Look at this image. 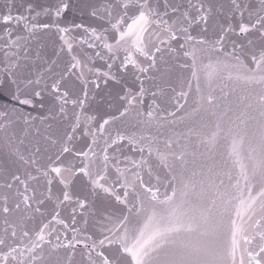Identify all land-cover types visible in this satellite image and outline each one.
I'll list each match as a JSON object with an SVG mask.
<instances>
[{"label": "snow or ice", "instance_id": "6c2138e0", "mask_svg": "<svg viewBox=\"0 0 264 264\" xmlns=\"http://www.w3.org/2000/svg\"><path fill=\"white\" fill-rule=\"evenodd\" d=\"M13 7L12 0L0 5V25L6 31V38L0 37V97H7L9 104L34 106L39 102L41 107L47 100L48 111L43 117L45 132L39 139L28 140L8 135L17 119L28 123L23 113L9 104L0 107V132L4 133L0 264H77L78 248L79 264H237L238 250V264H264V159L251 174L240 164L239 178L233 177L227 160L211 170L210 179L219 180L224 188H218V195L226 204L228 186L221 177L236 179L232 187L237 190L242 180L249 192L247 199L234 206L236 219L230 217L226 225L211 222L206 211L198 216L180 211L175 189L159 200V189L151 183L154 173L158 183L162 180L164 169L191 166L192 177L202 175L196 162L215 151L225 132L222 122L231 111L214 87L220 69L229 65L212 61L213 55L225 53L229 42L232 52L227 56L235 61L233 69L242 66L241 56H250L255 65V70L236 72L235 78L259 86L256 103L264 118V0H230L228 4L220 0H23V11L16 15ZM221 13L224 23L217 20ZM75 15L91 23L86 26L69 19ZM229 17L233 21L238 17V22H228ZM13 21L23 22L22 33L9 30ZM201 24L202 34L193 36L190 30ZM37 29L58 38L59 51L54 44V55L69 57L61 70H54L55 60L33 49V41L41 39ZM73 30H81V53L73 54V44L66 39ZM180 52L191 59L190 64L178 62ZM33 60L44 61L45 73L33 72ZM161 68L167 70L160 72ZM183 69H191L197 81L193 114L205 112L214 118L207 133L201 131L206 126L201 119L186 132L167 135L161 148L152 136L138 140L118 128L110 131L118 120L126 122L132 112L145 125L151 124L157 114L153 110L142 113L134 106L148 91L154 98L163 93L156 77L147 74L160 72V80L167 82ZM228 78H233L231 72ZM147 79L152 81L150 88L145 87ZM101 80L111 85L118 116L95 109L93 130L83 113L91 86L99 89ZM228 134V155L239 163L243 138L231 129ZM125 143L130 151L141 154L139 161L128 160ZM146 150L147 159L143 157ZM145 166L147 180L142 174ZM257 178L258 189L253 183ZM194 187L191 181L184 182L179 195L187 196ZM158 204L170 206L166 216L158 211ZM242 210L250 226H255L254 235L249 236L238 223ZM153 224L157 226L150 227ZM225 228L227 236L221 244Z\"/></svg>", "mask_w": 264, "mask_h": 264}, {"label": "water", "instance_id": "95a60500", "mask_svg": "<svg viewBox=\"0 0 264 264\" xmlns=\"http://www.w3.org/2000/svg\"><path fill=\"white\" fill-rule=\"evenodd\" d=\"M23 0H12L14 4L13 7V15H16L17 11H23L20 8ZM49 0H41V3H47ZM4 4V0H0V5ZM26 14V13H25ZM43 20V18H41ZM69 19H74L76 23L83 22L86 26L91 23V21L87 17H81L79 15L70 16ZM130 23V21H129ZM9 30L13 33L23 32V22L20 25H17L15 21L9 26ZM81 30H73L68 34L66 39L73 44L75 52L73 54L81 53L84 49L80 44L81 35L79 34ZM37 35L41 37L39 42L33 41V49L40 51L46 58L51 60H55L57 62V67L54 69L55 71H59L64 67L65 62L69 59V57L63 53L60 54L59 57L54 55L53 53V45H56V51H59V41L58 38L52 33H44L43 31L37 29ZM0 37L6 38L5 26L0 25ZM35 53H33L34 55ZM0 58H2V54H0ZM33 72L37 75L40 73H45L46 65L42 60H33ZM97 64L102 63L97 60ZM48 67L51 66L49 63ZM2 67V65H0ZM87 72V69H85ZM149 78L153 77V73L147 74ZM94 79V77H92ZM75 79V77H73ZM141 79H145L144 76H141ZM152 85L151 79H147L145 82V87L150 88ZM136 87L138 89L139 82H137ZM111 85H106L103 80L100 81V88L96 89L94 86H91L89 92L88 103L85 105V111L83 113V118L93 126V130H95L96 123V111L95 109L99 108L101 111L112 113L118 116V113L115 111V107L118 105V101L114 100L110 95ZM151 91L146 92L142 97L139 98L140 102L136 103L134 106L140 110V112H145L148 110L149 99H150ZM5 104H9L7 97H0V107ZM10 107L14 106L17 112L23 113V116L28 119V123L26 124L24 120L17 119L16 123L12 128L9 129L8 135H12L14 138L19 137L20 139H28L35 140L39 139L40 135L43 134L47 128V122L43 119V117L47 114L48 111V102L44 101V106L41 107L39 102H34V106L29 105H19L14 101L9 104ZM77 112H80V109H77ZM91 118V119H88ZM107 118V117H106ZM119 129L126 136H135L139 140L140 137H144L145 131V123L142 118L136 117L135 112H132L131 116L126 122H120L119 120L110 128V131H115ZM3 138L4 133L0 132V156L3 155ZM124 151L128 153V160H140V153L138 151L129 150L127 143L124 145ZM130 166V165H129ZM71 209H66L62 215L67 217L68 212ZM70 223V221H68ZM59 227V226H58ZM63 231V229H60ZM80 249L77 250V255L75 256V260L77 264L81 261V256L79 255Z\"/></svg>", "mask_w": 264, "mask_h": 264}]
</instances>
